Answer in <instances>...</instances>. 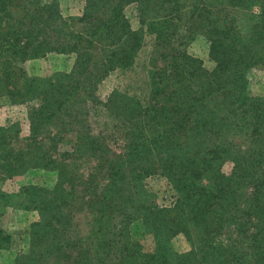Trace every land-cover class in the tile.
<instances>
[{"label": "trees", "instance_id": "trees-1", "mask_svg": "<svg viewBox=\"0 0 264 264\" xmlns=\"http://www.w3.org/2000/svg\"><path fill=\"white\" fill-rule=\"evenodd\" d=\"M75 1L79 15L0 0V98L28 116L26 131L0 125V217H35L11 264H264V84L250 87L264 76V0ZM148 37L141 92L101 96L137 74ZM199 37L207 57L191 50ZM51 56L74 63L52 69ZM95 108L112 130H94ZM148 179L167 181L172 206ZM10 241L0 228L1 257Z\"/></svg>", "mask_w": 264, "mask_h": 264}, {"label": "rangeland", "instance_id": "rangeland-1", "mask_svg": "<svg viewBox=\"0 0 264 264\" xmlns=\"http://www.w3.org/2000/svg\"><path fill=\"white\" fill-rule=\"evenodd\" d=\"M63 6L68 3L71 4L69 13L71 15H79L80 13V4L76 1L75 3L72 0H61ZM154 43L153 37L146 39V47L141 53L138 64H135V72L137 74H125L119 73L118 75L110 77L102 85L99 94L101 96H106L114 89L120 91L128 90L132 86V94L136 92H141L140 87L143 80L146 78L145 70L148 66L149 53L152 50ZM210 44L203 38L199 37V40L195 42L193 49L191 48L196 55L204 57L209 52ZM74 63V57H55L51 56L49 61L44 64L45 66H50L52 69H70ZM262 70V69H261ZM261 70L255 71L252 75L250 87L251 91L254 94L260 91V88L264 84V76ZM132 72V71H129ZM145 85V84H144ZM148 89V87H146ZM126 92V91H125ZM7 98H0V125H5L7 122L20 123L24 127V131L27 128V110L22 107H10L8 106ZM93 111L92 125L96 132H99L101 129L112 130L114 124L111 120L106 118V115L101 114L102 112L95 108ZM107 126L108 128H105ZM64 150V149H63ZM230 166L225 167V172H230ZM147 185L150 188V191L156 196L157 203L163 207H170L174 204L176 200V194L169 187L167 181L163 179H148ZM37 219V218H36ZM35 220L32 213L23 212L19 210H7L0 217V228L11 237L9 252L4 257L0 256V264H11L14 255L23 250H26L28 245L29 238V225ZM141 223L137 222L132 226V234L137 236L140 232ZM82 227H85L84 220L82 221ZM174 248L180 253H185L190 251V245L187 242L186 238L183 235H179L174 239Z\"/></svg>", "mask_w": 264, "mask_h": 264}]
</instances>
